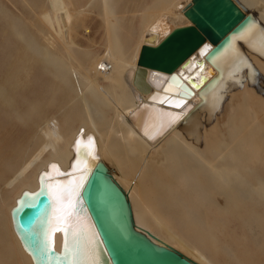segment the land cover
Returning <instances> with one entry per match:
<instances>
[{"label": "bare ground", "instance_id": "obj_1", "mask_svg": "<svg viewBox=\"0 0 264 264\" xmlns=\"http://www.w3.org/2000/svg\"><path fill=\"white\" fill-rule=\"evenodd\" d=\"M191 1L8 0L21 26L0 33V264H36L12 209L38 189L42 171L45 242L61 252L66 235V264H100L78 198L98 162L124 188L137 229L157 243L199 264H264V95L253 84L254 67L264 87V31L235 37L215 65L202 61L209 41L188 56L175 70L184 82L217 75L192 97L159 69H147L149 91L135 82L143 45L193 25L184 13ZM236 2L264 23V0ZM240 72L246 80L221 101Z\"/></svg>", "mask_w": 264, "mask_h": 264}, {"label": "water", "instance_id": "obj_2", "mask_svg": "<svg viewBox=\"0 0 264 264\" xmlns=\"http://www.w3.org/2000/svg\"><path fill=\"white\" fill-rule=\"evenodd\" d=\"M184 13L193 25L175 28L157 46H142L135 82L143 91L150 90L146 72L151 67L170 73L169 82L175 79L181 88L178 93L183 97H192L195 90H205L217 75L208 79L202 73L200 81L194 79L196 76H190L187 80L191 85L184 82L185 78L177 75L175 70L181 64L186 66L187 63L183 62L188 56L209 41L211 46L203 54L202 61L215 65L216 58L232 45L235 37L239 38L255 26L264 31V23L257 14L240 6L236 0H192ZM238 41L241 46L242 39ZM247 61L253 67L249 58ZM253 70L256 74L253 84L264 95V87L260 84L262 75L254 67ZM245 80L246 77L238 73L236 85L223 87L221 101L231 87L242 86ZM217 109L221 110V102ZM197 126L198 133L194 139L201 144L200 123ZM43 174L42 171L41 185L37 190H25L18 198L12 209L13 220L36 264H66L70 257V254H63L67 246L66 235L61 252L51 247V241L45 242L47 222L41 221L51 199L43 182ZM78 198L81 201L80 211L88 212L96 229L102 264H199L175 247L157 243L154 239L156 236L149 231L146 233L137 229L128 195L104 163L98 162L94 166Z\"/></svg>", "mask_w": 264, "mask_h": 264}, {"label": "rangeland", "instance_id": "obj_3", "mask_svg": "<svg viewBox=\"0 0 264 264\" xmlns=\"http://www.w3.org/2000/svg\"><path fill=\"white\" fill-rule=\"evenodd\" d=\"M13 5H15V3H13ZM13 5H11L8 0H0V33L5 31V30H9V28L11 29L13 26H17V27H20V21L21 20V15L17 14V10H18V6H16L17 9H15L13 7ZM19 21V22H18ZM18 22V23H17ZM17 23V24H16ZM23 28V26L21 27ZM261 105L264 106V101L261 102ZM258 108V111H257V117L261 120L260 122V126L262 127L261 128V133H260V136L261 138L264 137V112L262 109H264L263 106H261ZM57 104H54L50 107L49 111L47 110V115H51L53 112H55L57 110ZM263 107V108H262ZM260 109V110H259ZM261 113V114H260ZM60 116V115H58ZM262 134V135H261ZM262 152H261V161L262 163H264V140L262 138ZM181 249V252H183L182 248L180 247ZM184 253V252H183ZM186 253V252H185ZM184 253V254H185ZM99 258H100V264H102L101 262V255L99 254Z\"/></svg>", "mask_w": 264, "mask_h": 264}]
</instances>
